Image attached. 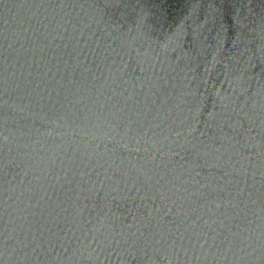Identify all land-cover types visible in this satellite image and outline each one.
Returning a JSON list of instances; mask_svg holds the SVG:
<instances>
[{
	"label": "water",
	"instance_id": "95a60500",
	"mask_svg": "<svg viewBox=\"0 0 264 264\" xmlns=\"http://www.w3.org/2000/svg\"><path fill=\"white\" fill-rule=\"evenodd\" d=\"M0 264H264V0H0Z\"/></svg>",
	"mask_w": 264,
	"mask_h": 264
}]
</instances>
